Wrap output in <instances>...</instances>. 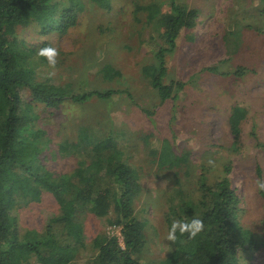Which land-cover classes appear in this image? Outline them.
I'll use <instances>...</instances> for the list:
<instances>
[{"label":"rangeland","instance_id":"374dc122","mask_svg":"<svg viewBox=\"0 0 264 264\" xmlns=\"http://www.w3.org/2000/svg\"><path fill=\"white\" fill-rule=\"evenodd\" d=\"M157 1L162 10L168 7L167 0ZM149 2L52 0L54 22L63 8L70 7L74 15L66 30L52 25L42 32L36 22L16 27L17 37L27 45L49 43L55 49V64L38 67L35 79L74 91L114 87L132 94V98L119 93L80 104L67 100L54 108L33 102L28 90L21 89L18 108L32 118L30 133L40 148L37 159L53 175L70 170L76 158L59 157L58 143L78 139L81 124L101 123L111 128L122 156L138 174L133 207L145 221L146 242L135 256L141 264H160L172 249V239L167 237L176 218L166 194L169 171L158 167L152 151L167 140L176 153L188 152L194 177L202 173L208 182L228 179L238 196L240 223L262 243L264 198L259 193L256 166L264 182V0H175L194 8L197 15L193 26L181 29L175 47L166 53L164 82L173 89L163 101L140 74L141 65L157 47L147 41L152 23L139 9ZM104 63L117 68L121 77L113 81L97 78ZM239 66L244 72L236 76ZM234 108L243 112L237 136L229 125ZM59 214V204L46 190L10 210L20 234L57 228L53 219ZM78 219L82 245L75 264H85L95 254L92 239L98 233L114 234L122 245L119 227L111 226L106 216L82 212ZM237 261L264 264V247L238 250Z\"/></svg>","mask_w":264,"mask_h":264},{"label":"trees","instance_id":"16d2710c","mask_svg":"<svg viewBox=\"0 0 264 264\" xmlns=\"http://www.w3.org/2000/svg\"><path fill=\"white\" fill-rule=\"evenodd\" d=\"M167 1L165 10L157 0L139 8L152 23L147 41L157 44L141 65L140 74L161 101L171 97L173 89L164 82L166 53L175 47L180 30L193 26L197 15L194 8ZM53 11L52 0H0V264H75L73 259L82 245L78 219L82 212L106 216L111 226L119 227L122 238L121 245L114 234H96L92 239L96 252L85 264H141L135 255L146 242L145 221L133 207L139 190L138 174L122 156L117 134L101 123L81 124L78 139L60 141L55 149L59 157H75V166L53 175L37 159L40 148L30 133L32 118L19 111L18 94L23 88L33 102L54 108L67 100L80 104L89 99L106 100L119 93L132 98L124 88L74 91L35 79L36 69L48 62L41 50L52 46L27 45L17 37L16 27L36 22L42 32L52 25L64 31L74 22L70 7L61 10L56 22ZM243 72L239 66L234 75ZM96 75L113 81L121 77V72L104 63ZM175 85L182 86L177 82ZM242 116V110L234 108L229 117L235 136ZM152 154L158 167L169 171L172 183L168 182L166 194L174 204L171 213L176 221H201L194 235L187 229L181 232L177 225L172 249L160 264H238V250L264 247V242H257L253 232L240 223L238 196L226 177L209 182L202 173L194 177L188 152L176 153L167 140H162ZM256 175L262 182L259 166ZM43 190L50 192L60 206V214L53 219L57 228L47 227L41 234L29 230L20 234L10 210L17 202L34 198ZM259 193L264 198V190L259 188Z\"/></svg>","mask_w":264,"mask_h":264},{"label":"clouds","instance_id":"9594fccd","mask_svg":"<svg viewBox=\"0 0 264 264\" xmlns=\"http://www.w3.org/2000/svg\"><path fill=\"white\" fill-rule=\"evenodd\" d=\"M41 54L46 55L47 60L49 65H54L55 64V49L54 48H46L41 50ZM258 187L262 190H264V182H258ZM179 224L180 226V231L183 232L186 229L189 230L193 235L195 234L196 231H198L201 228V221L198 218L192 219L188 223L180 222V221H174L171 227V230L168 233V239H175V229L177 225Z\"/></svg>","mask_w":264,"mask_h":264}]
</instances>
